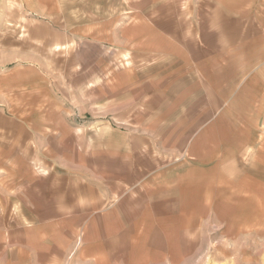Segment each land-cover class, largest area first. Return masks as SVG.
I'll return each instance as SVG.
<instances>
[{
	"label": "crops",
	"instance_id": "0c3cea01",
	"mask_svg": "<svg viewBox=\"0 0 264 264\" xmlns=\"http://www.w3.org/2000/svg\"><path fill=\"white\" fill-rule=\"evenodd\" d=\"M26 2L30 12L52 18L53 23L22 19L6 25L0 20L4 37L14 35L7 28L21 29L17 43L0 48V108L11 109V115L21 114L18 108H31L19 101L31 99L37 80L19 59L31 56L32 45L39 43L56 44L65 69L70 59L66 48L73 45L70 52L79 54L85 42L86 50L102 51L106 64L137 60L138 73H122L126 79L138 77L124 91L144 93L137 102V131H103L109 155L105 184L98 178L103 160L97 157V146L91 149L96 156L87 173L78 163L58 169L45 164L42 170L32 165L23 176H13L15 170L9 167H15L11 162L17 148L0 147L1 155L11 157L9 164L0 165V178L25 180L1 203H13L14 193H24L16 202L27 204L29 230L44 228L49 219L61 221L66 236H74L72 251L79 264H161L162 258L183 250L178 241H186L215 205H223L227 177L240 179L235 163L241 154L226 157L227 125H249L254 138L263 139L258 133L264 134V33L258 32L257 16L244 17L238 0H107L106 11L113 12L108 18L112 33L106 30L103 39L92 20L97 37L83 41L80 0ZM3 3L0 0V6ZM13 51H21L20 56ZM8 64L13 66L5 68ZM9 122L14 129L5 136L12 142L17 140V123ZM66 133L38 132L28 126L22 136L69 139ZM114 135L120 145L114 143ZM64 251L69 257L71 251Z\"/></svg>",
	"mask_w": 264,
	"mask_h": 264
},
{
	"label": "rangeland",
	"instance_id": "374dc122",
	"mask_svg": "<svg viewBox=\"0 0 264 264\" xmlns=\"http://www.w3.org/2000/svg\"><path fill=\"white\" fill-rule=\"evenodd\" d=\"M106 1H94V10L91 12V0H80L83 41L97 37L95 28H91L92 24L95 25L92 20L97 21V34L103 39L106 38V30L112 33L113 21L108 18L113 12L106 11ZM238 1L244 17L257 16L261 25L258 32L262 35L264 0ZM231 2L232 0H226V3ZM30 5L26 0H5L0 6V20L9 25L12 20L49 19L30 12ZM97 5L99 8L95 11ZM70 15L74 18V12ZM49 20L53 23L52 18ZM12 30L15 32L11 33ZM18 30L21 29H5L14 34L13 37H4L7 34L0 33L3 36L0 37V48L10 41L17 43ZM85 44L88 43H83L79 54L71 53L73 45L66 48V52L70 53L67 61L69 67L67 65L66 69L56 44H34L30 50L31 56L28 54V58L19 59L22 67L28 72L32 71L37 82L35 81L32 94H29L31 99L19 101L31 108H18L22 112L18 115H11V109L0 108V147L18 150V155L12 157V160H16L11 162L15 167L9 166L15 170L13 176L26 175L32 165L36 169L41 166L42 170L45 164L54 165L58 169L65 166L73 168L78 163L85 166L82 171L87 173L92 157L96 156L91 149L97 146V157L103 160L102 166L100 161L98 163L101 171H98V178L106 183L105 166L109 155H106L103 131L112 130L113 134L137 131L140 123L138 113L141 111L137 102L143 100L144 91H124L129 82L138 77L126 79L122 73H138V61L116 59L106 64L101 58V50H86ZM20 53L21 51H13L12 55L20 56ZM15 58L13 57L12 63L16 61ZM2 61L3 64L6 63L5 60ZM12 66L8 64L5 68ZM46 93L48 100H45ZM26 119H35L36 122L28 124L24 122ZM9 121L16 122L18 130L17 140L12 142L5 136V133L14 129V123L10 124ZM105 123H108L109 129L105 127ZM28 126L38 132L65 130L71 137L53 140L23 139L22 133ZM227 129L226 157L241 154L237 157L239 163H235L236 170L240 168L241 171L240 179L232 180L227 177L223 205H215V209L203 221L198 222L186 241H178L179 246L183 245V250L171 253L167 259L162 258L161 264H264V134L259 132L258 136L263 135V139H255L254 132L245 124L227 125ZM94 133H98L97 140ZM116 138L117 135H114V143L120 145V138L117 141ZM114 156L112 167L113 176L116 177V153ZM10 158L9 155L0 154V165L9 164ZM228 161L227 159V164ZM231 169L233 170V164ZM5 171L8 173L7 168ZM116 180L114 178L115 186ZM24 184L25 180L10 182L0 178V264H79L72 251L74 236H66L61 221L49 219L45 221L44 228L34 227L29 230L27 228L31 220L28 222L27 204L16 202L20 199L18 196L24 193H14L10 197L15 200L13 203H1L10 196L7 195L8 192H16L18 186ZM109 185L112 186V181ZM64 248L71 251L69 257Z\"/></svg>",
	"mask_w": 264,
	"mask_h": 264
}]
</instances>
